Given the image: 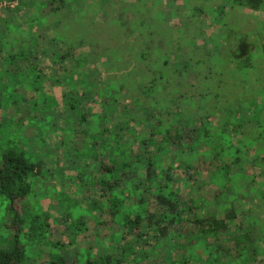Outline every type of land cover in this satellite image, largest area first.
Returning <instances> with one entry per match:
<instances>
[{"label": "rangeland", "instance_id": "374dc122", "mask_svg": "<svg viewBox=\"0 0 264 264\" xmlns=\"http://www.w3.org/2000/svg\"><path fill=\"white\" fill-rule=\"evenodd\" d=\"M123 1L111 0L107 4H100L95 0L90 1L94 12L89 16V19L94 24L90 27L86 24L84 33H79L83 30L76 23L70 26L68 22L62 20L56 24V20L60 21L67 15L66 9L61 10L58 17L49 13L45 14V23L43 24L31 21L36 18L37 14L31 5L20 3L11 9H0V31L3 30L6 33L9 25L21 26L22 31L16 30L15 32L18 34L14 32L11 36L13 35L14 44L24 47L19 54L14 52L15 56L12 60L15 61L0 62V99L3 100L0 113L4 114L2 128L5 131L2 128L0 130L5 134L6 131H11L7 135L32 151L34 158H38L44 166L41 175L33 179L32 192L26 199L18 201L17 209L25 215L29 212L40 215L43 213L44 216L48 214L51 217L48 237L67 241L66 232H63L65 225L58 220L60 214L67 211L68 206H71L72 210L77 209L74 203L78 200L82 201L80 198L82 195H87L86 191L80 194L76 189V184L65 179L61 170H50L52 166L63 164L64 150L57 149L61 147L59 140H54L43 148L33 138L29 141L24 137L27 136L28 126H31L33 120L40 114L38 109L28 110L33 106V100L36 99L35 92L49 90L45 92L48 99L55 101L65 113L69 112L67 103H69L70 95L76 93L77 99L82 98L83 106L87 109L90 107L88 109L91 114L90 127L86 129L87 126H85V130L98 131L99 127L104 124L101 119H98L99 113L102 112L99 104L82 96L83 88L78 89L75 82L76 90H78L76 92L74 89L70 90L73 87L71 85L53 84V79L50 76L47 80L42 78L39 65L37 68L35 67V63L41 59L40 54L36 53L34 47L33 50L31 48V51L25 54L26 48L31 47L29 40L33 45V37L36 38L38 45L46 49L47 54L52 53L59 46L66 55L73 54L70 57L66 56L64 66L67 67L80 59L76 56V51L78 55L81 51L83 53L81 56H84L86 52L101 54L99 61L91 59L88 61L86 57L83 65L84 68L93 69L96 72L90 77L93 83L90 91H94L95 87L101 88V85L106 83L112 74L109 71V67L112 65L108 63L113 59L114 52H109L112 48L116 49L115 52L119 50V54L123 57L122 61H128L127 59H136L140 47L161 45L167 50L161 58L163 61L168 60L172 63L177 60L180 63L179 70H182L183 66L191 68L184 72L185 77H179L176 75L177 72H172V65L159 67L169 73L172 72V84L171 87L168 86V92L176 88L193 92L192 104H195L194 108H190L191 106L186 105L183 101L180 104H183L184 116L188 119V115L195 116L194 119L197 122L189 125L190 130L197 128L195 132L197 137L189 144L192 149L187 146L188 152H185L184 155L181 154L183 160H175L180 153L170 160L174 165L171 169L173 176L178 179L175 182L176 186H182L183 180L188 179L190 195L196 197L200 202L206 199L210 204L208 212L222 214L224 208L233 205L237 208L238 215L233 222L231 232L222 233L221 239L205 240V246L197 250V255L191 250L194 248V246L191 248V243L198 246L194 241L190 243L181 239L157 241L149 237L138 246L132 242L136 248L131 257L135 264H185L187 257L189 260L186 264H222L220 259L227 255L225 247L234 246V236L240 234L238 226H242L243 229L251 227L256 231L257 225H264V116L263 110L258 104L262 99L264 100V5L257 12L249 11L240 5H234L231 0H127L128 2H140L137 12L136 4L128 6ZM218 7L222 8V14L216 13ZM143 14H148L147 17H144L148 22H145L144 28H138L137 24L139 25ZM219 16L223 19L214 23L215 18L219 19ZM148 18L150 19L148 20ZM11 28L13 27L11 26ZM3 34L0 33V45L5 50L8 48L15 50V45L3 44L5 42ZM53 35H56V38L62 37L64 42L56 44L57 39H52ZM79 36L83 40L91 39L94 44L90 45L88 41L85 42L86 44H82ZM172 47H181L179 59H176ZM10 53H3V57L7 58ZM49 57L51 56L41 60L42 65L47 70L48 67H52V70H48L51 71L49 72L51 74L55 68L57 75L63 77L65 71L59 70L58 64H54L52 58L48 59ZM155 59L157 58L151 57L147 60L152 65L163 62L160 59ZM139 61L146 64V59L143 58L135 60V62L131 60L134 62L133 66L137 67ZM118 73H120L119 70L113 76H119ZM181 78L188 81H182ZM175 79H179L180 82L173 85ZM132 80L134 79L132 78ZM134 84V82L130 83L131 87H134ZM201 89H204L207 95L212 98L209 100L202 98L199 99V102L196 101L198 91ZM130 92L133 93L132 90ZM217 94L221 97L220 99L214 98ZM187 95H182V99H189L192 93L187 92ZM98 97L99 95H96V99ZM162 102L163 99L159 98L158 104ZM189 111L191 112L188 113ZM148 114L152 113L148 112ZM187 118L181 117L177 121V125H184ZM47 119V122L51 121L50 117ZM74 123L75 130L66 129L65 132H62L60 139L66 137L84 149V146L87 145L82 142L84 132L76 122ZM59 125L63 126V124ZM89 139V141L92 140ZM197 145L200 146L194 148ZM3 146L5 144L0 139V152ZM174 147L175 145L172 149ZM91 153L94 152L91 151ZM87 157H89L88 154ZM231 163L230 170L235 176L233 185L239 189L241 181L243 188L235 194L231 188H224V193L236 195L237 201H230L226 196L223 199H216L218 185L222 181H226L222 171L225 170L224 165L227 166ZM220 164L223 167L221 170L217 169L215 174L214 167ZM203 204L200 205L203 206ZM10 205V198L0 194V236H8V231L4 228V221L8 219ZM260 228L261 226L258 227V229ZM129 239H132V236L128 237L126 242H129ZM25 241L26 236H23L21 242L25 244ZM94 242L93 238L89 239V245L97 248ZM263 242L264 240L260 243ZM114 246L116 247V245ZM37 249L30 264H45L50 260L53 247L41 244ZM262 250L261 255L264 256V246ZM61 252L69 256L68 264H72L71 253L69 251ZM117 252L116 247L113 253ZM259 255L257 253H242L236 257L241 262H252L257 259L260 261ZM37 256L41 260L37 261ZM215 257L217 260H213ZM261 260V264H263L264 260Z\"/></svg>", "mask_w": 264, "mask_h": 264}, {"label": "trees", "instance_id": "16d2710c", "mask_svg": "<svg viewBox=\"0 0 264 264\" xmlns=\"http://www.w3.org/2000/svg\"><path fill=\"white\" fill-rule=\"evenodd\" d=\"M0 1L31 5L32 9L37 12L36 18L31 20L33 23L37 21L39 24H43L45 23V14L49 13L58 17L60 11L66 9L67 15L60 21L56 20V24L62 20L68 22L70 26L76 23L83 30L79 33H84L86 24L89 27L94 24L89 19V16L94 12L92 10L94 0ZM90 1L92 2L90 3ZM95 1L100 4H107L111 0ZM232 1L234 5H240L249 11L258 12L264 5V0ZM124 2L128 6L136 4L138 8L136 11L138 12L139 1L135 3L124 0ZM3 8L11 9L10 6ZM222 12V8H216L217 14H222ZM147 15H142L143 18L139 25L137 24L138 28H144L145 22H148L144 19ZM221 19H223L221 16L219 19L215 18L214 23H218L217 20ZM16 30L21 32L22 27L9 25L6 33L3 30L0 31V33H4L5 42L3 44L10 43L11 46H16L15 50L9 48L5 50L0 45V62L15 61L12 60L15 56L14 52L19 54L24 49V47L22 48L13 42V35L11 36V34ZM142 32L144 31L142 30ZM15 33L18 34V32ZM163 37L165 36L163 35ZM55 38L56 35H53L52 39ZM79 38L82 44H86V41L90 45L94 44L91 39L83 40L80 36ZM56 39L58 45L64 42L60 36ZM31 43L29 40L31 47L26 48L25 54L30 52L31 48L32 50L35 48L36 53L40 54L41 59L35 63V67L37 68L39 65L42 78L47 80L50 76L53 79V84L71 85L73 87L70 90L74 89L75 92L78 91L77 88H83L82 96L99 104L102 112L99 113L98 119H101L104 124L99 127L98 131L85 130V126H87L86 129L90 127L91 114L88 111L90 107L85 108L81 102L82 98L77 99L76 93H72L69 97L68 113H65L61 107L59 108L55 101L48 99L45 92L49 90H38L35 92L36 99L31 98L34 99L33 106L28 110L35 111L38 109L40 114L38 113V118L33 120L31 126H28L27 136L24 137L28 138L29 141L33 138L43 148L50 145L54 140H59L61 147L57 149L64 150L63 164L52 166L50 170H61L65 179L76 184V189L80 194L81 192L85 193V191L87 193L86 196L80 197L82 201L78 200L74 203L77 209L72 210V208L70 209L71 206H68L67 211L60 214L58 220L65 225L63 232H66L68 240H54L48 237L51 226L49 220L51 217L48 214L44 216L42 213V216L29 212L25 215L17 209L18 201L26 199L32 192L33 179L41 175L44 166L38 158H34L32 151L7 135L11 131H6V134L3 132L5 131L2 128L4 114L0 113V128L3 130H0V139L5 144L0 152V194L11 200L8 219L4 221V228L8 231V236H0V264H30L38 250V245L41 244L53 247V254L45 264H68L69 256L61 251L71 253L72 264H135L131 257L136 248L134 244L138 246L139 243L146 241L149 237L157 241L169 239H181L189 243L194 241L198 246L191 243V248L194 246L191 250L197 255V250L205 246V240L221 239L222 233L231 232L233 222L238 215L237 208L233 205L226 207L221 212L222 214L208 212L210 204L206 199L200 202L196 197L190 195L189 180H183L182 186L178 187L175 183L178 179L174 178L171 171L172 166H174L170 161L171 158L180 153L175 160H183L182 155L188 152L187 146L197 137L195 136L197 128L190 130L189 127L190 124L197 123L194 119L196 117L188 115V119L184 116L185 110L183 104H180L183 101L186 105H190V108H194L195 104H192L193 92L182 91L180 88L168 92L167 89L172 84V72H177L176 75L179 77H185L184 72L191 69L190 67L183 66L184 68L179 70L178 65L180 63L177 60H174L173 64L168 60L163 61L161 58L167 50L161 45L140 47L136 59H127L128 61H122L123 57L119 54V50L115 52L116 49L112 48L109 52H114L113 59L108 62L112 65L109 67L112 74L106 83L101 85V88L95 87L94 92L90 91L93 84L90 77L96 72L93 69L84 68L83 65L86 57L88 61L90 59L99 61L101 54L86 52L84 56H81L83 53L80 51L78 55L76 51V56L80 59L67 67L64 66L66 56L70 57L73 54L66 55L60 46L56 47L52 53L47 54V50L38 45L36 38L33 37L34 46ZM172 48L176 59H179L181 47ZM7 52L12 53L4 58L3 53ZM48 56H51L48 58L49 60L52 58L54 64H58L59 70L65 71L63 77L57 75L55 68L51 74L49 73L51 71L48 70L53 68L48 67L47 70L42 65L41 60ZM151 57L163 62L152 65L147 60ZM142 58L146 59V64L139 61L138 67L133 66L135 60ZM170 65H172L171 73L159 68ZM19 70L18 72H20ZM118 70L119 76H113ZM18 74L20 75V73ZM181 79L185 82L188 81L185 78ZM132 82L135 83L134 87L130 85ZM176 82L179 83L180 80L175 79L173 85ZM178 86L180 87V85ZM131 90L133 93L130 92ZM187 92L192 93V95L189 99L183 100L182 95L188 96ZM198 92L196 98L198 102L202 98L205 100L212 98L207 95L204 89ZM96 95H99L98 99H96ZM159 98H162L163 102L158 104ZM214 98L220 99L221 97L217 94ZM1 104H3L2 99H0V107ZM258 104H260L264 116V100L262 99ZM155 109L157 110L155 111ZM148 112L152 114L149 115ZM41 113L44 114V117ZM47 117L51 118L50 122H47ZM181 117L187 119L185 124L180 126L177 125V121ZM65 119L66 121H64ZM74 122L84 132L82 142L87 143L84 149L66 137L60 139L62 132H65L66 129L75 130ZM59 124H63V126ZM89 138L92 140L89 141ZM174 145L175 147L172 149ZM189 149L192 148L189 146ZM231 165L232 163L227 166L224 165L225 170L222 171L226 181H222L218 185L216 199H223L226 196L230 201L238 200L234 194L239 193L243 185L241 181L239 182L241 188L237 189V186L233 185L235 176L231 173ZM222 167V164L214 167V173L216 174L217 169L220 168L221 170ZM225 187L231 188L234 194H225ZM201 203H204L203 206L200 205ZM259 226H261L260 229H258ZM238 229L240 234L234 236L235 245L225 247L224 250L227 255L220 259L221 263L261 264V259L264 260V256L261 255L264 242L262 244L260 242L264 240V225H257L256 231L251 227L243 229L242 226H238ZM23 236H26L25 244L21 242ZM130 236L132 239L126 242ZM90 238L94 239L97 248L89 245ZM114 245L118 251L116 254L113 253L114 248H116ZM242 253H257L260 254L261 259L260 261L257 259L252 262H241L236 255ZM36 258L37 261L41 260L38 256ZM185 260L186 264L189 258L187 257ZM213 260H217V258L215 257Z\"/></svg>", "mask_w": 264, "mask_h": 264}, {"label": "built area", "instance_id": "2783aa9c", "mask_svg": "<svg viewBox=\"0 0 264 264\" xmlns=\"http://www.w3.org/2000/svg\"><path fill=\"white\" fill-rule=\"evenodd\" d=\"M17 3H7L6 1H0V9H2L3 7H14Z\"/></svg>", "mask_w": 264, "mask_h": 264}]
</instances>
